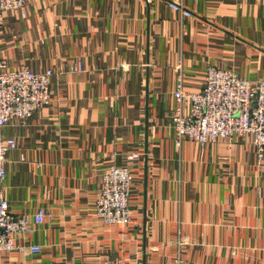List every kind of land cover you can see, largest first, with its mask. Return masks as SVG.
<instances>
[{
	"label": "crops",
	"instance_id": "obj_1",
	"mask_svg": "<svg viewBox=\"0 0 264 264\" xmlns=\"http://www.w3.org/2000/svg\"><path fill=\"white\" fill-rule=\"evenodd\" d=\"M1 58L55 75L51 103L1 129L17 142L0 183L11 211L46 216L0 264H264L252 137L177 146L172 122L180 78L191 93L209 67L264 79V0H28L5 14ZM111 166L133 175L124 226L96 215Z\"/></svg>",
	"mask_w": 264,
	"mask_h": 264
},
{
	"label": "built area",
	"instance_id": "obj_2",
	"mask_svg": "<svg viewBox=\"0 0 264 264\" xmlns=\"http://www.w3.org/2000/svg\"><path fill=\"white\" fill-rule=\"evenodd\" d=\"M27 0H0V27L5 14L23 11ZM170 7L186 17L190 11L171 3ZM55 73H41L28 68L10 69L0 59V183L7 177L9 155L17 149L14 138L4 137L1 129L15 121L27 122L51 101L50 85ZM175 97L178 106L172 118L176 144L183 140L201 146L236 135L252 137L259 159L264 160V79L250 81L232 70L209 67L205 85L198 93L183 90L179 79ZM185 108L189 113L185 114ZM133 175L126 167L111 166L102 177L100 195L96 201V215L106 225L124 226L132 221L131 187ZM45 210L40 209L32 219L16 215L0 187V258L3 254L23 247L16 246V238L32 235L44 223ZM30 253L41 252L39 246H29ZM174 264H187L182 258Z\"/></svg>",
	"mask_w": 264,
	"mask_h": 264
},
{
	"label": "rangeland",
	"instance_id": "obj_3",
	"mask_svg": "<svg viewBox=\"0 0 264 264\" xmlns=\"http://www.w3.org/2000/svg\"><path fill=\"white\" fill-rule=\"evenodd\" d=\"M27 4H28V0H27ZM27 4H26V6H27ZM25 8H26V7H25ZM184 16H185V15H184ZM185 17H186V16H185ZM1 59H4V58H1ZM5 60H6V59H5ZM6 61H7V60H6ZM7 64H8V61H7ZM8 67H9V66H8ZM23 68H26V67H23ZM68 72H69V69H68ZM40 73H41V72H40ZM50 86H51V85H50ZM50 94H51V92H50ZM50 103H51V101H50ZM50 103H49V104H50ZM49 104H48V105H49ZM48 105H46V106H48ZM46 106H45V107H46ZM176 140H177V139H176ZM135 157H136V156H134V155L132 156V158H135ZM132 185H133V182H132ZM131 189H132V187H131Z\"/></svg>",
	"mask_w": 264,
	"mask_h": 264
}]
</instances>
